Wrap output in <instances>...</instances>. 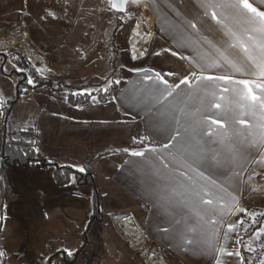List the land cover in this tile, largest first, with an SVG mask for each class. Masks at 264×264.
I'll list each match as a JSON object with an SVG mask.
<instances>
[{
  "label": "rangeland",
  "instance_id": "374dc122",
  "mask_svg": "<svg viewBox=\"0 0 264 264\" xmlns=\"http://www.w3.org/2000/svg\"><path fill=\"white\" fill-rule=\"evenodd\" d=\"M148 2L132 1L126 13L115 18L107 0H0V100L5 110L12 109L9 133L35 126L39 157L77 170L88 163L92 173V182L57 186L52 166L35 164L4 171L5 194L0 192V252L4 255L0 257L8 264H147L150 255L152 263L163 264V252L133 247L113 221L134 210L111 180L119 168L118 153L132 134L104 129L101 125L108 121L111 108L99 107L96 99L78 107L67 102L70 90L104 92L145 65L181 71L160 41L153 40L151 52L157 51L147 63L134 64L127 52L139 15L151 13ZM147 28L152 36L153 27ZM24 45L37 58L33 62L25 56ZM10 52H19L35 72L43 69L37 75L60 85L61 91L42 87L15 100L17 70L7 60ZM130 53L135 59L145 54L132 49ZM108 100L113 101V96ZM245 174L241 206L254 212L264 205V171ZM237 240L229 235L223 239L226 252L221 253V261L240 264V257L227 255L239 251L242 256L244 247L247 250Z\"/></svg>",
  "mask_w": 264,
  "mask_h": 264
},
{
  "label": "snow or ice",
  "instance_id": "6c2138e0",
  "mask_svg": "<svg viewBox=\"0 0 264 264\" xmlns=\"http://www.w3.org/2000/svg\"><path fill=\"white\" fill-rule=\"evenodd\" d=\"M108 2L112 9L124 12L129 0ZM133 2L139 4L140 0ZM197 3L202 13L193 18L183 17L182 23L174 27L181 35L187 29L194 30L209 46L211 55L193 58L191 62L198 72L190 71L178 82L170 83L165 78V75L175 76L173 72L164 75L156 72L153 78L147 75V70L137 69L145 71V78L153 81L138 103L151 104L147 108L152 113L148 126L158 143L146 144L152 139L149 136L133 137L134 145L144 147L131 151L124 148L122 151L143 158L154 170V175L173 184L172 193L185 197V206L189 207L195 223L186 224V232H180V238L189 245L195 244L194 251L201 255L217 250L223 254L226 249L219 246V232L215 226L223 224L221 217L225 212L245 213L253 222L257 216V213L240 206L237 197L223 184H218L214 177L218 173L225 180L238 177L240 173L234 168L241 161H247L253 149L259 159L252 162L264 165V11L258 10L249 0H197ZM176 15L181 14L177 12ZM204 31L216 33L219 39L215 42L209 40L202 35ZM171 54L178 55L177 52ZM181 59L185 57L181 56ZM211 68H224L226 71L220 75H205ZM43 71L36 69L38 73ZM235 74L241 78L235 79ZM27 82L34 83L32 78ZM181 85L185 86L184 89ZM3 103L0 100V107ZM157 105L161 107L152 112ZM213 110H216L215 116L212 115ZM212 145L218 147L213 148ZM146 153H152L155 160ZM155 161L168 170L167 174H161ZM79 171L84 169L81 167ZM201 181L218 187L231 198L225 200ZM178 189L183 191L178 192ZM259 215L264 216V213ZM237 223L243 224L244 221ZM206 225H212L211 230H206ZM227 228L229 232L235 231L236 224L230 223ZM186 233H199L200 239L193 240ZM261 233H264V228L256 233L257 239ZM224 239H228L227 233ZM237 243L241 241L237 240ZM261 247L264 248V244ZM248 250L255 251L250 246ZM3 255L0 252V256ZM227 255L240 257V264H244L239 251L227 252ZM216 264H221L219 259ZM260 264H264V260Z\"/></svg>",
  "mask_w": 264,
  "mask_h": 264
},
{
  "label": "crops",
  "instance_id": "0c3cea01",
  "mask_svg": "<svg viewBox=\"0 0 264 264\" xmlns=\"http://www.w3.org/2000/svg\"><path fill=\"white\" fill-rule=\"evenodd\" d=\"M260 11H264V2L261 0H249ZM150 11L153 18V32L150 38V42L146 49L145 54L139 59H133L130 53L129 42L127 41V52L131 57L133 63H147L149 55L155 50H152L153 40L162 42L167 50H170V55L176 61V69H180V72L173 73L183 74V76L189 75L190 71H197L191 62L193 58L199 59L200 57H206L211 55V49L209 46L200 39V36L192 29H187L181 35L176 30V27L182 23V18H193L198 13H202V9L199 8L197 0H149L148 2ZM180 12V16L176 13ZM186 27V26H185ZM199 27V25H198ZM202 35L207 36L209 40L215 42L219 39V36L214 32H202ZM177 52L178 55L173 56L171 53ZM181 56L185 59H181ZM143 66V65H142ZM133 69V68H132ZM131 69V70H132ZM137 69L147 70V75L155 78V73L160 72L162 75L172 72L169 70H159L155 67L144 66ZM134 69L125 76L123 82L117 87V90L112 94L113 101H107L105 104H101L99 107H109L111 115L108 117L106 124L101 125L104 129L111 131H119L121 133L132 134L131 139L125 142V147L130 151L132 149L141 150L143 145L130 144L133 137L149 136L151 143L156 145L158 141L155 140L154 134L150 132L148 121L152 117V113L147 111V108L151 107V104L142 105L138 101L143 98L144 94L152 86L153 81L145 78V71H137ZM224 68H211L205 75H220L225 73ZM165 78L169 82H178L180 78L174 76H167ZM182 78V77H181ZM235 79L241 78L239 74L234 75ZM184 85H181V89H184ZM258 92V89H254ZM170 100L172 98H169ZM161 106L157 105L152 108V112H155ZM100 109V108H99ZM213 110L212 115L215 116ZM223 119V117H220ZM71 121H69L70 123ZM74 125H77L75 121H72ZM70 129V127L68 128ZM161 139L163 137L161 136ZM128 144L131 146H128ZM133 146H135L133 148ZM239 147V145H237ZM213 148H217V145H212ZM119 155V168L112 176L115 187L118 186L119 192L125 197V199L134 204V210H129L127 213L122 214L120 217H126L132 221L138 230L146 236L147 240L151 243V247L156 251L163 252V264H216V260L219 259L221 264H227L223 260L221 261V253L217 250L212 254L201 255L194 251L195 244L189 245L179 236L180 232H186V224L195 223V218L192 217V213L189 207L185 206V197L174 194L170 191L173 184L168 180H161L158 176L154 175V170L148 166V164L141 157H134L129 152L120 151ZM147 156L155 157L152 153H146ZM253 159H259L256 150H251V155L247 161H241L234 170L239 172L238 177H231L230 180H225L223 175L219 173L214 177L217 179L218 184H223L228 188V191L235 197H237L241 206V200L243 196V181L245 179V172L249 171H264V165L253 163ZM156 166L160 168L161 174H167L166 169L159 164V161H155ZM175 165H173L174 167ZM222 171V170H221ZM201 183L207 185L212 191L217 192L223 196L225 200H229L226 193L221 192L218 187L208 185L207 181H201ZM182 189H178V192H182ZM248 216L245 213L235 212L225 214L221 217L223 224H217L215 227L219 232V246H222L224 234L227 233L231 237H237L241 241L242 248L244 247V264H247L248 247L242 238L243 229L246 226ZM243 220V224H238V221ZM179 221V223H177ZM236 224V230L229 232L227 225ZM212 225H206V230H211ZM187 236L193 240L200 239L199 233H186ZM0 264H8V262L0 257Z\"/></svg>",
  "mask_w": 264,
  "mask_h": 264
},
{
  "label": "trees",
  "instance_id": "16d2710c",
  "mask_svg": "<svg viewBox=\"0 0 264 264\" xmlns=\"http://www.w3.org/2000/svg\"><path fill=\"white\" fill-rule=\"evenodd\" d=\"M115 18L120 17L115 13ZM4 57V56H3ZM7 60L17 69H23V71L17 70V85L15 89V100L21 95H29L33 90L49 87L51 91H61L60 85L54 86L50 81L42 79L37 75L31 64L19 53L10 52ZM6 61V60H5ZM32 78L34 83L29 84L27 81ZM118 86H113L111 89L104 92L81 94L78 92H70L67 96V102L72 107H78L88 104L93 100V97L101 103L105 104L108 98L117 90ZM7 103V102H6ZM5 103V104H6ZM15 103V101L13 102ZM11 108L6 109L2 107V119L0 121V192L5 194L4 180L2 175L8 168L24 169L27 167H33L38 164L41 167L52 166L53 178L57 186H73L75 184L92 182V173L90 165L87 163L84 165V171L81 172L69 164L58 165L55 164L53 159L39 157L37 154L38 148V131L35 126H29L25 129L18 130L16 132L9 133V116ZM97 192L95 190V205L98 203ZM95 210H98V205ZM97 212V211H96ZM69 262H73L72 259H68Z\"/></svg>",
  "mask_w": 264,
  "mask_h": 264
},
{
  "label": "bare ground",
  "instance_id": "6f19581e",
  "mask_svg": "<svg viewBox=\"0 0 264 264\" xmlns=\"http://www.w3.org/2000/svg\"><path fill=\"white\" fill-rule=\"evenodd\" d=\"M153 18L154 17L152 16V14L150 12L144 11L139 15V17H138V19L134 25L135 35L129 40L130 49H132V50H134L140 54L141 53L144 54L146 52V49L148 47V44H149L150 38H151V30H149L147 27H149V28L152 27ZM137 26H139V27H137ZM137 32L139 33V35H137ZM24 49H25V51H24L25 56L28 58V60L30 62H33L35 59H37L34 55H32L30 53V51H28L26 49V46ZM113 221H114V223L117 224V226H119V228L122 230V232L130 240L131 245L133 247H138L139 249L143 248L144 250H147L151 247V244L141 235V233L138 231V229L132 223L133 220L131 221L129 218L119 216V217L113 218ZM151 258H153L151 255L147 258V262H146L147 264H155V263L151 262Z\"/></svg>",
  "mask_w": 264,
  "mask_h": 264
},
{
  "label": "built area",
  "instance_id": "2783aa9c",
  "mask_svg": "<svg viewBox=\"0 0 264 264\" xmlns=\"http://www.w3.org/2000/svg\"><path fill=\"white\" fill-rule=\"evenodd\" d=\"M254 213H257L255 222L248 217L242 235L248 249L249 246L255 249L254 252L248 250L247 264H260V261L264 260V248L261 247L264 244V233L260 234L259 239L256 238V233L261 228H264V216L259 215L260 213H264V205L256 207Z\"/></svg>",
  "mask_w": 264,
  "mask_h": 264
},
{
  "label": "water",
  "instance_id": "95a60500",
  "mask_svg": "<svg viewBox=\"0 0 264 264\" xmlns=\"http://www.w3.org/2000/svg\"><path fill=\"white\" fill-rule=\"evenodd\" d=\"M107 1H108V0H107ZM132 1H133V0H129V3H131ZM108 3H109V2H108ZM129 3H128V4H129ZM128 4H127V5H128ZM127 5H126V8H127ZM110 8H111V7H110ZM111 10H112L114 13L119 14V15H124V14L126 13V10H125L124 12H117L115 9H112V8H111Z\"/></svg>",
  "mask_w": 264,
  "mask_h": 264
},
{
  "label": "flooded vegetation",
  "instance_id": "af4514ba",
  "mask_svg": "<svg viewBox=\"0 0 264 264\" xmlns=\"http://www.w3.org/2000/svg\"><path fill=\"white\" fill-rule=\"evenodd\" d=\"M98 219V216H95V220H97ZM98 222H100L99 220H97ZM101 223V222H100ZM101 224H103V222L101 223Z\"/></svg>",
  "mask_w": 264,
  "mask_h": 264
}]
</instances>
